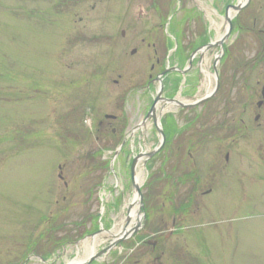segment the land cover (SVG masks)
Returning <instances> with one entry per match:
<instances>
[{
	"label": "rangeland",
	"instance_id": "374dc122",
	"mask_svg": "<svg viewBox=\"0 0 264 264\" xmlns=\"http://www.w3.org/2000/svg\"><path fill=\"white\" fill-rule=\"evenodd\" d=\"M156 1L164 7L169 0H0V264L83 259L89 250L85 243L76 249L67 242L92 227L91 217L104 219L113 233L124 225L134 197L129 182L132 157L152 152L159 144L152 123L133 131L144 116L145 102L135 99L144 89L132 90L151 74L159 56L166 26L153 12ZM178 1L174 8L180 7ZM186 6L206 11L208 16H201L205 23L212 7L223 8L217 0H194ZM140 7L145 15L138 18ZM262 11L264 5L259 9V0H251L236 21L245 29L238 28L226 42L233 59L229 76L238 91H243L245 77L241 67L261 54ZM210 20L218 36L223 21ZM253 20L256 29L247 31ZM175 24L176 19L173 34ZM218 69L223 75L224 67ZM156 72L158 68L153 77ZM247 79L254 89L243 93L242 102L232 97L228 123L239 118L243 107L249 116L257 113L264 65L248 72ZM129 91L122 103L120 97ZM222 94L213 105L211 127L223 124ZM106 115L116 120H107ZM260 119L259 127L252 118L246 123L253 126L248 134L243 125L235 126L240 132L229 138L225 124L200 148L201 161L221 157L217 167L210 164L212 172L198 177L199 191L210 188V196L199 193L193 201L188 195L170 194L169 188L179 184L162 180L163 150L139 165L148 225L163 235L167 231L163 238L167 264H264V114ZM124 141L113 162L114 177L112 159ZM229 144L226 163L224 145ZM202 166L206 169L208 164ZM173 220L179 232L168 237ZM153 233L148 231L147 237ZM109 240L108 235L98 236L97 248ZM139 249L130 256L129 251L119 254L115 249L120 255L115 264H152L149 251ZM39 258L48 259L42 263Z\"/></svg>",
	"mask_w": 264,
	"mask_h": 264
},
{
	"label": "flooded vegetation",
	"instance_id": "af4514ba",
	"mask_svg": "<svg viewBox=\"0 0 264 264\" xmlns=\"http://www.w3.org/2000/svg\"><path fill=\"white\" fill-rule=\"evenodd\" d=\"M180 7L178 10V26L175 31V39H172L171 36L162 35L160 41V56L156 60L155 64L150 67L151 74L146 77L142 84L133 85L134 88L132 90L136 91L137 88L144 89L140 95L135 99L142 100L145 102L144 106V116L141 120H143L147 113L149 112V108L153 105L154 97L151 94L152 89H157L159 87L160 91V101L159 108L161 110V123L164 135V143H163V158L161 159V172H162V180L166 185L170 184H179L178 186H174L169 188L170 194H184L190 196L189 199H195V195H200L205 197L207 195L210 196L211 189L209 188L206 191H199V181L198 177L201 174H207L210 171V164L214 163L216 167L218 166V161L216 159H220L221 157H213L214 159L209 160L206 159V162L201 161V156H199L200 148L205 146L207 143L205 142L209 136H211L215 131L222 129L223 125L225 126L224 134L229 138L232 133L240 132V129H237V125L244 126V132L251 131L253 126L249 127L247 122L251 123L252 120L257 124L261 120V116L264 114V84L261 86L260 90L257 89V93L259 95L258 99L255 101L256 111L252 116L247 114V106L243 107L241 115H239L238 119H232L230 123V117L232 114L231 104L232 97L235 99L240 98L245 99L243 93H246L247 89L253 91V86H250L247 82V73L253 72L258 66L262 67L264 65V18H259V47L260 52L259 58H253L252 61L244 63L242 68L243 71V79H242V88L243 91L236 90L235 80L231 81V66L233 59L229 55V50L226 46V42L223 45L224 53L219 61V68L222 69L224 67V74L220 76V86L217 92L220 95L223 92V103H224V121L223 124H219L211 127V121L215 118L214 115V103L216 96L205 101L207 95H209L214 87L215 80L214 74L216 71V60L217 57L220 56L219 49H216L214 43L219 39L215 36V23L210 19L215 17V14L218 13L216 11H211L209 13V21L203 22L201 21V16H208L207 12L199 8L188 9L186 6L187 3H192L194 0H180ZM222 0H217L219 2V6L221 9L224 5V12L226 8L230 5V1L226 4ZM262 5H264V0H259V9H262ZM215 7V4L213 5ZM216 12V13H215ZM180 15V16H179ZM262 17H264V12L260 13ZM246 21V20H245ZM253 27L248 28L246 26V30H255V20H253ZM195 23H198L195 24ZM245 25H248L245 23ZM211 26V28H210ZM242 25L237 24L236 22L232 25V31L239 28L241 29ZM243 29H245L242 26ZM239 31V30H238ZM174 48H172L173 46ZM217 51V52H216ZM156 53V51H155ZM230 57V58H229ZM155 77H153L152 73L157 70ZM248 72L246 73V71ZM160 75V83L157 80V77ZM240 78V77H239ZM259 80L256 81V85H259ZM224 86H227L223 89ZM130 90V91H132ZM129 94L132 93L133 91ZM157 91V90H156ZM133 97V98H134ZM205 101V102H204ZM203 102L202 104H200ZM213 112V113H212ZM212 113V115H211ZM211 115V119L208 120V116ZM110 120V119H109ZM113 120V119H111ZM140 120V121H141ZM103 121L99 122V127L103 126ZM152 123L151 120L145 122V125ZM234 126V127H233ZM237 126V127H235ZM233 127V128H232ZM259 127V126H258ZM113 136H115V131L112 130ZM231 137V136H230ZM230 145H224V149L227 150V153L224 157L225 162H229V152ZM172 147V148H171ZM216 161V162H215ZM208 164L206 169H202V165ZM201 173V174H200ZM186 185V187H184ZM194 201V200H193ZM170 205L173 204L171 201ZM185 204H182L183 207ZM184 207H188L186 204ZM182 208V209H186ZM144 214L145 218L143 220L142 226L134 231L135 224H133L130 228L132 235L128 237L126 241L123 243H119L117 245H112V237L105 246L97 248V245H94V254L99 255L98 259L93 261L91 264H115L119 256L115 255L114 250H118L119 254L122 251H129V256L132 253H135L139 248L147 249V252L151 256L152 264H167L166 263V251L165 250V242L163 240L166 239V235L160 231L158 228H153L149 226V211L144 205ZM176 213H174L175 215ZM173 215V216H174ZM175 220V219H174ZM173 220V221H174ZM92 224V227L86 229L83 233L78 235L74 240L71 239L67 242L74 243V247L77 249L80 243L92 244V237L96 239L98 236H102L104 233H100L101 225L99 219L97 217H91L89 220ZM105 228V225H104ZM154 232L153 236L147 237V233ZM179 232L178 227L176 225V221H174L172 229L168 234V237L175 236ZM91 240V243L89 242ZM83 245V246H85ZM70 246V245H69ZM67 247V249L69 248ZM85 249L89 246H85ZM87 249V250H88ZM139 249V250H140ZM88 252V253H87ZM86 252V255H90V249ZM176 258V257H175ZM139 263L136 261L133 264ZM126 264V263H120Z\"/></svg>",
	"mask_w": 264,
	"mask_h": 264
},
{
	"label": "water",
	"instance_id": "95a60500",
	"mask_svg": "<svg viewBox=\"0 0 264 264\" xmlns=\"http://www.w3.org/2000/svg\"><path fill=\"white\" fill-rule=\"evenodd\" d=\"M242 8H243V5H238V6H233L232 7V10H234L235 12H238V11H240V10H242ZM226 21L228 22V24H229V28H228V31L226 32L227 34H226V38L229 36V32H230V29H231V20H230V18H229V16L228 15H226ZM226 38H224L223 39V41L222 42H220V46L222 45V43L225 41V39ZM135 51H133V53H134ZM151 113H153V119H154V123H155V125H156V127H157V123H158V120L157 119H155L156 117H155V109H154V107H152L151 108ZM150 113V114H151ZM150 114H149V116H150ZM157 130H158V132L160 133V134H162V132H161V129H158V127L156 128ZM158 151V149H156L153 153H150V154H147L146 156L148 157V158H151L156 152ZM141 156L142 155H140V156H138L136 159H134V161H133V163H132V166H131V176H132V183H133V188H134V190H135V192L138 194V202H139V204H140V206L142 205V203L140 202V201H142V196H141V192H139L140 191V189H139V186L134 182L135 180H134V176H135V168H136V165H137V163L139 162V160L141 159ZM126 222H127V224L129 223V219L127 218V220H126ZM124 238H119L117 241L118 242H120L121 240H123ZM93 259H95V258H91L89 261H91V260H93ZM88 262H86L85 264H87Z\"/></svg>",
	"mask_w": 264,
	"mask_h": 264
},
{
	"label": "bare ground",
	"instance_id": "6f19581e",
	"mask_svg": "<svg viewBox=\"0 0 264 264\" xmlns=\"http://www.w3.org/2000/svg\"><path fill=\"white\" fill-rule=\"evenodd\" d=\"M136 182L137 183H139V184H142V180H141V175L139 176V175H137V177H136ZM135 198H136V195L133 197V199L131 200V202H130V204L128 205V206H130L131 204H133V202H134V206H133V208H134V210H132L131 212H130V216L131 217H133L134 215H135V213H136V210H137V208H136V202H135ZM95 241H96V239H94L93 238V240H92V244H87V242H86V245L85 246H89V249H90V254H92V253H94V243H95Z\"/></svg>",
	"mask_w": 264,
	"mask_h": 264
}]
</instances>
